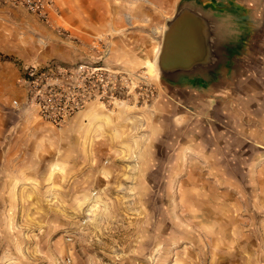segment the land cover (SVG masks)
I'll return each mask as SVG.
<instances>
[{"label": "rangeland", "instance_id": "1", "mask_svg": "<svg viewBox=\"0 0 264 264\" xmlns=\"http://www.w3.org/2000/svg\"><path fill=\"white\" fill-rule=\"evenodd\" d=\"M110 1L124 19L155 14L124 21L148 38L119 100L62 127L28 107L0 116V264H264V0L207 6L227 8L235 38L198 91L165 85L155 64L188 0L165 16L164 0ZM167 101L197 120L174 129Z\"/></svg>", "mask_w": 264, "mask_h": 264}, {"label": "crops", "instance_id": "2", "mask_svg": "<svg viewBox=\"0 0 264 264\" xmlns=\"http://www.w3.org/2000/svg\"><path fill=\"white\" fill-rule=\"evenodd\" d=\"M55 1L60 16L51 24L44 23L25 9L0 7L1 118L4 110L13 108L15 100L19 102L17 107L27 109L25 92L19 81L30 67L45 68L52 64L73 67L78 64L99 63L114 73H132L139 66V43L148 37L133 35L135 32H126L124 36L123 24L124 21L132 23L133 20L155 22V14L151 10L146 8L140 15H128L124 19L122 11L112 9L113 1H110L109 9L108 0ZM162 5L165 16L166 11L168 14L170 12V0L162 1ZM160 15L163 17V14ZM156 24L161 25V20ZM57 28L64 29L66 34L61 35ZM167 102L171 111L165 109L160 114L170 116L174 129H184L197 120L198 112H185L178 102ZM87 110L88 107L76 113L68 122H75ZM19 111L22 112V117L28 114L26 110ZM206 114L208 119H214L209 113ZM38 118L40 119L39 116ZM212 125L217 124L213 122ZM216 143L218 144V140Z\"/></svg>", "mask_w": 264, "mask_h": 264}, {"label": "built area", "instance_id": "3", "mask_svg": "<svg viewBox=\"0 0 264 264\" xmlns=\"http://www.w3.org/2000/svg\"><path fill=\"white\" fill-rule=\"evenodd\" d=\"M0 7L25 9L47 24L60 16L55 0H0ZM57 31L66 34L62 28ZM122 81V73L108 71L99 63H93L73 67L58 64L30 67L19 83L25 92V106L33 108L44 122L62 127L93 102L116 103ZM13 105L19 106V102L15 100Z\"/></svg>", "mask_w": 264, "mask_h": 264}, {"label": "water", "instance_id": "4", "mask_svg": "<svg viewBox=\"0 0 264 264\" xmlns=\"http://www.w3.org/2000/svg\"><path fill=\"white\" fill-rule=\"evenodd\" d=\"M216 3L213 0L201 4L195 0L182 2L167 20L155 63L165 85L180 83L198 91L219 67L228 63V48L235 38L234 24L223 17L229 15L227 8L220 5L215 11L207 7ZM230 4L240 10L244 7L233 1Z\"/></svg>", "mask_w": 264, "mask_h": 264}]
</instances>
